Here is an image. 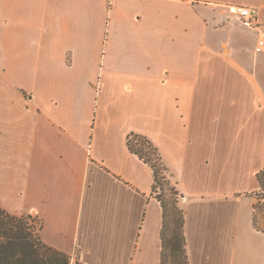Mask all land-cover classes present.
<instances>
[{"label":"crops","instance_id":"obj_1","mask_svg":"<svg viewBox=\"0 0 264 264\" xmlns=\"http://www.w3.org/2000/svg\"><path fill=\"white\" fill-rule=\"evenodd\" d=\"M258 32L264 0H0V208L70 264H161L137 134L178 192L186 264H264Z\"/></svg>","mask_w":264,"mask_h":264},{"label":"trees","instance_id":"obj_2","mask_svg":"<svg viewBox=\"0 0 264 264\" xmlns=\"http://www.w3.org/2000/svg\"><path fill=\"white\" fill-rule=\"evenodd\" d=\"M137 138L140 143L133 144L131 139ZM128 150L137 156L143 163L147 164L152 170L151 160L145 155V150H150L153 155L160 161L157 151L151 143L143 136L137 134H129L127 136ZM153 190H155L156 177L153 170ZM259 183L261 185L260 177ZM159 196V195H158ZM163 213L162 243L163 253L161 264L166 262V250L169 249L174 255L178 253L182 258V264H186L183 250L182 238V211L178 212L177 227L170 231V218L173 211H168L167 203L158 197ZM254 224L257 229L264 232V228H259L254 218ZM33 223L36 233L34 240L29 233L26 232V225ZM42 228L41 222L34 216L24 214L21 216H12L0 208V264H70L69 257L47 245L40 238Z\"/></svg>","mask_w":264,"mask_h":264},{"label":"rangeland","instance_id":"obj_3","mask_svg":"<svg viewBox=\"0 0 264 264\" xmlns=\"http://www.w3.org/2000/svg\"><path fill=\"white\" fill-rule=\"evenodd\" d=\"M243 28L246 30L249 29L246 27ZM131 142L133 144L140 143V141L137 138L131 139ZM144 153L147 156V158L151 160V163L153 165V170L155 172V177H156L154 191L157 193V197H162V199L167 203L168 211H173L175 213L170 218V231H171L177 227L178 212L181 211L178 192L175 190L174 182L169 177V173L167 172V169L161 164V162L158 161L155 156H152L153 153L150 150H145ZM260 181H261V190L259 193H257L259 203L257 204L256 207L257 214L255 216V219L257 226L259 228H264V170L261 173ZM26 227H27L26 232L29 233L34 240H36L34 235L35 234L37 235V233L33 223L27 224ZM166 256H167V264H182L183 262L181 256L178 253L173 255L169 249H167L166 251Z\"/></svg>","mask_w":264,"mask_h":264},{"label":"built area","instance_id":"obj_4","mask_svg":"<svg viewBox=\"0 0 264 264\" xmlns=\"http://www.w3.org/2000/svg\"><path fill=\"white\" fill-rule=\"evenodd\" d=\"M226 14L236 20L238 24L243 27L258 30L259 23L257 22L255 16L251 13V11L243 6H233V5H226L225 7ZM255 52L261 53L264 52V36L261 33H257V41ZM181 202H185V199L182 198Z\"/></svg>","mask_w":264,"mask_h":264}]
</instances>
